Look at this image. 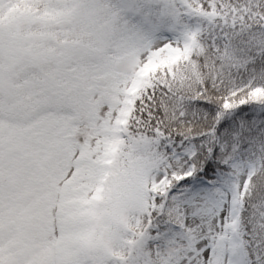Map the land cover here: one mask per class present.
Instances as JSON below:
<instances>
[{
    "label": "snow or ice",
    "instance_id": "6c2138e0",
    "mask_svg": "<svg viewBox=\"0 0 264 264\" xmlns=\"http://www.w3.org/2000/svg\"><path fill=\"white\" fill-rule=\"evenodd\" d=\"M0 264H264V0H0Z\"/></svg>",
    "mask_w": 264,
    "mask_h": 264
}]
</instances>
